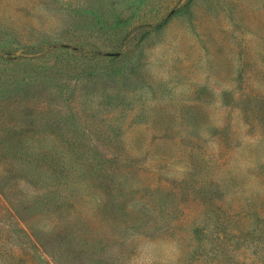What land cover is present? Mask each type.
Masks as SVG:
<instances>
[{"label":"rangeland","instance_id":"rangeland-1","mask_svg":"<svg viewBox=\"0 0 264 264\" xmlns=\"http://www.w3.org/2000/svg\"><path fill=\"white\" fill-rule=\"evenodd\" d=\"M0 264H264V0H0Z\"/></svg>","mask_w":264,"mask_h":264}]
</instances>
